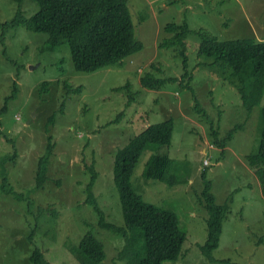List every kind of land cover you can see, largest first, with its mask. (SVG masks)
Returning a JSON list of instances; mask_svg holds the SVG:
<instances>
[{
	"label": "rangeland",
	"instance_id": "obj_1",
	"mask_svg": "<svg viewBox=\"0 0 264 264\" xmlns=\"http://www.w3.org/2000/svg\"><path fill=\"white\" fill-rule=\"evenodd\" d=\"M129 5L136 36L144 45L122 66L77 71L68 44L49 50L48 36L24 25L7 28L0 38V107L6 105L0 114V264H33L34 245L51 264H79L69 248L79 245L89 232L105 245L104 264H125L117 258L125 245L124 236L100 225L103 215L84 202L91 179L85 163L94 162L98 172L93 189L104 222L125 227L114 182L115 154L146 126L170 117L175 127L168 151L181 183L169 186L143 177L151 151L143 154L134 174L144 199L176 213L180 228L187 233L185 255L164 264H228L211 262L199 252L208 236L207 211L201 202L202 170L212 181L216 201L231 204L214 257L234 264H264V240L258 243L264 236V196L245 159L259 149L258 122L264 97L248 112L235 74L229 67L215 65L214 58L198 53L195 33L186 39L189 71L209 129L194 112L192 92L184 91L178 83L168 82L163 92L141 83L146 71L157 73L152 66L158 64L163 71L160 76L184 73L176 47H160L162 38L169 36L164 30L166 23L185 19L192 29L208 31L219 39L263 40L264 0H178L176 5L167 0H129ZM19 8L30 16L39 9L38 1L22 0L19 4L17 0H0V22L11 20ZM143 9L150 17L135 13ZM15 80L18 93L5 104ZM45 81H50L47 88L42 85ZM64 81L82 90L68 94ZM127 81L131 84L123 87ZM209 88L212 94H207ZM54 112L55 121L50 124ZM240 123L242 127L225 149L208 141L211 126L219 129L222 137ZM49 135L56 145L48 180L36 189V168ZM203 161L208 166L204 167ZM5 176L13 192L5 190Z\"/></svg>",
	"mask_w": 264,
	"mask_h": 264
},
{
	"label": "trees",
	"instance_id": "obj_2",
	"mask_svg": "<svg viewBox=\"0 0 264 264\" xmlns=\"http://www.w3.org/2000/svg\"><path fill=\"white\" fill-rule=\"evenodd\" d=\"M17 1L20 4L22 0ZM37 1L39 9L34 14L26 16L19 8L11 20L1 21L0 38L4 37L7 28L18 25H24L28 30L34 32L45 33L48 36L45 42L49 50H56L64 44H68L75 70L87 73L103 67L122 66L127 58L143 48V42L136 36L129 0ZM167 2L176 5L178 0H167ZM135 13L150 17L146 9L135 11ZM164 30L169 36L162 38L160 47H176L174 52L175 55L182 58L184 73L180 77L175 75L160 76L163 71L159 64L152 66L157 73L151 70L141 76V83L145 88L163 92L165 89L163 91L161 89L168 82L178 83L184 91L192 92L195 103L194 112L197 116H202V118H198L202 119L201 122L208 128L207 122L204 121L207 113L203 107L199 106V98L192 84L194 75L189 71L186 39L189 34L195 33L194 35L199 40L198 53L214 58L215 65H221L222 69L229 67L235 74L239 84L237 90L247 111L251 112L254 106L261 104L264 97V39L259 40L252 37L219 39L208 31L192 29L185 19L180 23L178 21L166 23ZM49 83L50 81H45L42 85L47 88ZM129 84L131 82L127 81L123 87L129 86ZM64 85L68 89V94L82 90L81 86L74 87L66 81H64ZM141 88L143 90L142 86ZM17 93L18 83L15 80L13 91L6 97L5 104ZM207 94H212L210 88ZM129 99H133V96L131 95ZM64 107V104H61L60 111H63ZM5 111L6 105L0 107V114ZM120 114L124 116L123 111ZM54 121L55 112L49 119L50 124H53ZM174 127L173 117L149 124L115 154L114 182L120 195L125 227L104 222V213L93 189L98 172L94 162L85 163V169L90 172L91 179L86 186L87 196L84 202L90 203L95 211L99 212L101 216L103 215L100 225H105L124 236L125 245L118 252L117 258L119 261H124L125 264H164L167 260L176 262L185 255L183 246L187 240V233L180 228L178 216L173 211L146 201L143 194L137 189L134 177L135 169L143 154L151 151L152 154L145 162L143 177L146 180L154 178L164 181L169 186L181 183L180 175L177 173L178 169L173 168L174 160L168 151ZM241 127V123L237 124L221 137L220 130H215V127L211 126L208 141L225 149L228 140ZM258 130L260 134L259 149L245 159L254 169L264 196V106L260 109ZM55 145L52 135H49L46 150L40 156L36 168V189H41L48 180L49 164ZM14 156H9L8 159L12 160ZM204 162L203 166H208ZM201 176L204 181L201 202L207 211L208 236L205 242L199 245V252L211 262L234 264L229 260H219L213 255L219 246L223 223L231 210V204L230 202L218 203L212 191V181L207 179L206 170H202ZM2 184L7 192H13L7 176L4 177ZM29 208L30 203L28 204L30 211ZM33 231L35 233V230ZM263 240L264 236L259 237L258 243H262ZM34 246L30 261L33 264H51L45 258L44 252L36 245ZM69 251L79 264H104L107 256L102 240L90 232L81 238L79 245L69 248Z\"/></svg>",
	"mask_w": 264,
	"mask_h": 264
},
{
	"label": "crops",
	"instance_id": "obj_3",
	"mask_svg": "<svg viewBox=\"0 0 264 264\" xmlns=\"http://www.w3.org/2000/svg\"><path fill=\"white\" fill-rule=\"evenodd\" d=\"M220 163V162H219ZM259 184V183H258ZM260 185V184H259Z\"/></svg>",
	"mask_w": 264,
	"mask_h": 264
},
{
	"label": "bare ground",
	"instance_id": "obj_4",
	"mask_svg": "<svg viewBox=\"0 0 264 264\" xmlns=\"http://www.w3.org/2000/svg\"><path fill=\"white\" fill-rule=\"evenodd\" d=\"M205 162H207V161H205Z\"/></svg>",
	"mask_w": 264,
	"mask_h": 264
}]
</instances>
